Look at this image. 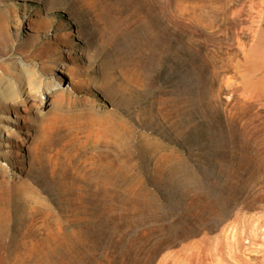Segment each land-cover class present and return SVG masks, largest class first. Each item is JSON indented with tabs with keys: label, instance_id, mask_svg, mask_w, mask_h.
<instances>
[{
	"label": "rangeland",
	"instance_id": "obj_1",
	"mask_svg": "<svg viewBox=\"0 0 264 264\" xmlns=\"http://www.w3.org/2000/svg\"><path fill=\"white\" fill-rule=\"evenodd\" d=\"M0 264H264V0H0Z\"/></svg>",
	"mask_w": 264,
	"mask_h": 264
},
{
	"label": "bare ground",
	"instance_id": "obj_2",
	"mask_svg": "<svg viewBox=\"0 0 264 264\" xmlns=\"http://www.w3.org/2000/svg\"><path fill=\"white\" fill-rule=\"evenodd\" d=\"M56 42V41H55ZM49 52V51H48ZM51 88V87H50ZM54 88V87H53ZM57 89H60V88H57ZM50 91V90H49ZM19 100V99H18ZM138 115H140V114H138ZM141 116V115H140ZM139 119V118H138ZM142 119V118H141ZM140 121V120H139ZM138 122V121H137ZM131 146H133V145H131Z\"/></svg>",
	"mask_w": 264,
	"mask_h": 264
}]
</instances>
